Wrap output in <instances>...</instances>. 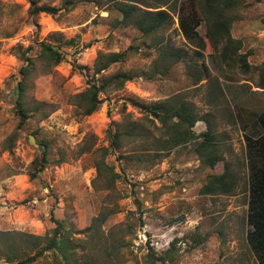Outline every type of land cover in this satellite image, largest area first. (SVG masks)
I'll use <instances>...</instances> for the list:
<instances>
[{"label": "rangeland", "instance_id": "374dc122", "mask_svg": "<svg viewBox=\"0 0 264 264\" xmlns=\"http://www.w3.org/2000/svg\"><path fill=\"white\" fill-rule=\"evenodd\" d=\"M196 1L172 0L173 5L158 8L173 14L163 41L183 52L184 61L154 80L137 76L101 94L99 108L85 115L75 95L88 87L100 52L130 48L126 60L108 73H134L151 68L157 48L136 28L119 25L122 14L112 0L39 1L57 8L55 14H32L29 0H0V230L44 236L53 211L76 237L104 219L101 229L121 242L114 264H264L251 242L249 219L257 201L263 206L253 183L264 163L257 142L260 136L264 140V130L254 126L264 109V0H242L234 12L231 34L241 42L247 70L214 54L209 43L199 47L182 33L179 10L191 11ZM158 2L144 0L143 7L154 10ZM206 32L203 20L198 34L205 38ZM42 42L63 48L65 59L56 66L41 59ZM26 65L23 78L20 68ZM20 80L27 113L23 123L16 104ZM174 95L196 109L201 118L193 128L197 135L207 129L205 118L212 120L223 156L216 165L202 161L196 139L170 150L150 144L164 132L152 124L148 107ZM129 121L141 123L143 136L114 149L109 129ZM226 163L233 191L202 193ZM142 229L148 240L136 250L133 241ZM0 264L11 263L0 254ZM30 264L56 263L47 252Z\"/></svg>", "mask_w": 264, "mask_h": 264}, {"label": "trees", "instance_id": "16d2710c", "mask_svg": "<svg viewBox=\"0 0 264 264\" xmlns=\"http://www.w3.org/2000/svg\"><path fill=\"white\" fill-rule=\"evenodd\" d=\"M29 1L32 14L41 12L55 14L57 12L55 7L39 5L40 0ZM112 1L115 9L122 14L121 19H118L119 25L139 30L157 48L158 56L153 60L148 71L133 73L128 70L108 73L113 65L126 60L130 48L118 52H100L92 68L93 73L88 80V87L75 95L78 109H81L85 115H90L99 108L101 94L111 89L121 88L126 82L137 76L154 80L155 76L166 75L176 63L184 61L185 54L183 52L175 51L171 45H167L163 41L164 34L175 20L172 12L168 9L158 8L169 6L173 3L172 0H159L158 5L160 6L154 7L156 8L154 10L144 8V0ZM196 2V8H192L191 11L184 8L179 10L178 22L182 33L199 47L209 43L214 48V54L224 61L234 65L236 62H240L246 70L249 69L247 58L239 54L241 42L234 39L231 34L232 23L236 20L234 12L242 0H197ZM174 6L176 7L173 9L177 11V3ZM203 20L207 25L205 38L198 34V28L202 25ZM223 43L220 51L219 45ZM40 48L39 57L48 61L51 66H56L65 59V50L56 44L42 42ZM198 53L203 55L202 52ZM26 60L32 61L31 58H26ZM29 68V65L20 68L23 78L27 75ZM260 70L262 74L260 87L264 88V62ZM205 71L211 77L206 67ZM18 90L16 104L20 109L18 114L23 123L27 119V113L22 103L23 80H20ZM219 90L223 93L221 88ZM147 113L149 117H153L152 124L164 132L162 137L158 136L150 143L158 150H170L176 145L186 144L196 139L195 149L203 162L214 166L223 159V156L218 153L219 142H217L212 120L205 118L207 129L200 136L197 135L193 128L201 118L192 104L187 103L179 95L151 104ZM240 117L242 118V115ZM254 124L255 128L260 126L264 130V109L256 114ZM247 125L245 122V126ZM139 130H141L140 133H138ZM142 130L140 122L118 123L115 129L110 128L108 131L111 147L119 149L123 140L136 137L138 134L143 136ZM257 142L264 149L262 136L257 138ZM255 173L253 188L257 190V196L261 198L257 200L263 203V206L257 201V208L254 209L256 213L250 214L249 219L253 225L250 239L264 263V163ZM233 189L234 179L230 166L226 163L224 171L211 175L201 191L205 194H228ZM259 208L262 210L258 211ZM48 220L51 223L50 231L44 236L16 230H0V254L4 255L11 264H30L44 254L46 255L47 252L52 255V260L56 264H114V261L120 259L121 242L117 241L111 233L105 234L101 229L100 224L104 222V219L97 218L96 224L80 231L79 234H83V237H76L73 231L65 227L62 220L55 217L53 211L50 212ZM123 244L124 247H127V243ZM31 253L33 254L30 255Z\"/></svg>", "mask_w": 264, "mask_h": 264}, {"label": "built area", "instance_id": "2783aa9c", "mask_svg": "<svg viewBox=\"0 0 264 264\" xmlns=\"http://www.w3.org/2000/svg\"><path fill=\"white\" fill-rule=\"evenodd\" d=\"M143 231V232H142ZM146 230L145 229H142L138 232L137 234V237L134 239V247L135 249L137 250L139 247H143V246H146V243H147V240H148V237H147V234L145 232Z\"/></svg>", "mask_w": 264, "mask_h": 264}]
</instances>
